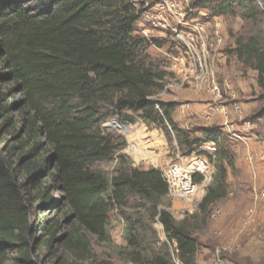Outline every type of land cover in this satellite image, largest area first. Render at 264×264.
Instances as JSON below:
<instances>
[{"label": "trees", "instance_id": "trees-1", "mask_svg": "<svg viewBox=\"0 0 264 264\" xmlns=\"http://www.w3.org/2000/svg\"><path fill=\"white\" fill-rule=\"evenodd\" d=\"M139 4L0 0V264H198L196 227L166 208L169 183L158 168L118 155L110 178L92 169L119 148L104 124L138 118L173 134L184 155L212 143L214 158L200 152L216 162L201 211L226 195L227 136L174 120L178 103L160 97L167 71L146 53L156 39L138 30ZM191 8L251 25L260 16L248 0H191L183 10ZM226 52L256 72L264 97V46L239 36ZM262 116L264 108L252 118ZM112 212L123 219V245L112 243Z\"/></svg>", "mask_w": 264, "mask_h": 264}, {"label": "rangeland", "instance_id": "rangeland-1", "mask_svg": "<svg viewBox=\"0 0 264 264\" xmlns=\"http://www.w3.org/2000/svg\"><path fill=\"white\" fill-rule=\"evenodd\" d=\"M136 1L143 10L138 24L140 34L156 39L146 53L160 60L167 71L160 97L177 101L181 110L180 115L177 113V124L184 121L185 129L218 126L227 136L233 165L226 164V195L206 212L201 211L199 204L213 181L216 162L200 152L213 154L212 143H204L184 155L173 134L169 138L159 128L138 118L129 122L114 115L104 124L105 130L117 136L119 148L111 159L96 162L92 169L110 178L117 167L118 155H124L128 165L158 168L162 173L170 165H176L180 174L192 159H197L204 168L190 174L195 191L185 198L170 192L166 207L176 220L185 218L196 227L194 234L200 244L197 263L264 264V116L252 118L264 108V97L256 82V72L226 52L239 36L254 35L264 46V0H248L260 11L255 25L239 16L213 18L205 10L191 8L185 13L183 9L191 0H173L183 6L181 16L167 13V24L160 22L156 31L150 18L157 17L163 0ZM199 22L202 31L195 29ZM180 23L188 24L189 30L179 29ZM212 85L219 91H212ZM194 175L201 177L198 183L193 182ZM171 177L175 183L184 178L181 174ZM109 219L113 245H123L122 217L112 212ZM156 228L163 238L161 227ZM95 251L100 256L105 252L97 246ZM113 262L129 264L116 259Z\"/></svg>", "mask_w": 264, "mask_h": 264}, {"label": "built area", "instance_id": "built-area-1", "mask_svg": "<svg viewBox=\"0 0 264 264\" xmlns=\"http://www.w3.org/2000/svg\"><path fill=\"white\" fill-rule=\"evenodd\" d=\"M160 5V10L158 11V13L156 14L157 17L155 18H150L151 19V23L157 27V24H160V22H162V24L166 23V17L165 15L167 13H171V14H175V15H180L181 11H182V7L179 6L178 3H169L166 0H163L159 3ZM181 16V15H180ZM181 21V19H179V22ZM182 22H185L182 20ZM186 23V22H185ZM182 24L184 26L188 25V24ZM166 24H164L165 26ZM195 29L197 31L201 30L202 31V26L201 25H194ZM197 36V33H196ZM191 40L194 39V36H190ZM212 91H219L217 86H213L211 87ZM177 167L176 165H170L166 170H164L163 175L166 177L168 183H169V193L171 192V194H174L176 196H179L181 198H185L188 197L189 195H191L194 191H195V185L191 183L190 180V174H193L194 172H202V170H192L190 172L187 173L186 179L183 180L181 183L176 184L172 178H171V174L174 175H180L177 173ZM182 177V176H181ZM184 179V178H182Z\"/></svg>", "mask_w": 264, "mask_h": 264}, {"label": "bare ground", "instance_id": "bare-ground-1", "mask_svg": "<svg viewBox=\"0 0 264 264\" xmlns=\"http://www.w3.org/2000/svg\"><path fill=\"white\" fill-rule=\"evenodd\" d=\"M202 168H204V165L200 162V161H198L197 159H192L189 163H188V165L185 167V168H182L180 171H181V176L182 177H184V179L183 180H185L186 179V176H187V173L188 172H190V171H192V170H194V169H202ZM179 173V172H178ZM184 174V175H183ZM172 178V177H171ZM173 180V179H172ZM182 180V181H183ZM178 182V181H177ZM181 182V181H180ZM176 184H178V183H176Z\"/></svg>", "mask_w": 264, "mask_h": 264}, {"label": "crops", "instance_id": "crops-1", "mask_svg": "<svg viewBox=\"0 0 264 264\" xmlns=\"http://www.w3.org/2000/svg\"><path fill=\"white\" fill-rule=\"evenodd\" d=\"M179 20V19H178ZM178 22V21H177ZM202 26V25H201ZM200 36H202V33H200ZM173 101H175V100H173ZM177 102V101H176ZM177 113L180 115L181 114V110H180V108L179 107H177V110H176V112L174 113V115H173V118H174V120L177 122ZM183 125H186L185 124V122L183 121L182 122V124H179V126L180 127H182L183 128Z\"/></svg>", "mask_w": 264, "mask_h": 264}]
</instances>
